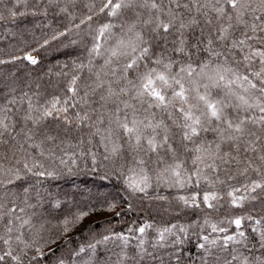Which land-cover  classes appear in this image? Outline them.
Returning <instances> with one entry per match:
<instances>
[{
    "label": "snow or ice",
    "instance_id": "6c2138e0",
    "mask_svg": "<svg viewBox=\"0 0 264 264\" xmlns=\"http://www.w3.org/2000/svg\"><path fill=\"white\" fill-rule=\"evenodd\" d=\"M12 3L9 18L28 15L20 7L29 3L31 15L46 14L60 0ZM89 11L112 19L96 29L88 63L74 64L80 74L63 73L68 79L60 93L41 98L38 91L24 92L0 103V264H33L43 256L39 247L29 256L35 242L26 235L37 225L27 214L35 206L28 201L39 203L43 194L36 184L42 179L55 178L62 169L71 173L80 160L85 167L89 162L110 167L132 194L208 210L206 215L226 206L264 205V0H100ZM113 20L121 21L118 29ZM95 58L102 62L98 70ZM23 59L38 62L31 54ZM84 69L89 75L82 79ZM153 110H159V119ZM209 131L216 138L202 141L201 133ZM150 172L176 194H155ZM87 215L65 218L61 234ZM226 222L236 231L227 234L222 219L210 227L225 235L201 237L199 247L206 252L209 245L219 247L209 253L212 264H264V227H257L264 216L234 215ZM151 227L136 231L143 236ZM173 228L177 225L159 231V241L166 233L175 235ZM110 239L126 245L129 238L104 235L81 246L77 264H99L97 246ZM250 239L255 243H245ZM105 262L124 264L116 252Z\"/></svg>",
    "mask_w": 264,
    "mask_h": 264
},
{
    "label": "trees",
    "instance_id": "16d2710c",
    "mask_svg": "<svg viewBox=\"0 0 264 264\" xmlns=\"http://www.w3.org/2000/svg\"><path fill=\"white\" fill-rule=\"evenodd\" d=\"M99 3L100 0H60L46 14L41 12L38 15L30 14L32 9L29 3L28 6L20 7V11H26L28 15L9 18L7 8L14 5L12 0H5V4L0 6V13L5 16L0 20V103L5 97L20 96L24 92L31 94L38 91L41 98L60 93L68 77L74 73L80 74L74 64L88 63V50L94 43L96 29L101 23L112 19L89 11L93 5L98 8ZM65 7L67 11L61 12L60 8ZM90 15L92 20L87 19ZM113 23L118 29L121 21L113 20ZM117 29L113 31L117 32ZM25 54H31L38 62L33 65L24 60ZM101 63L99 58L93 59L94 70H98ZM65 72L68 77L63 75ZM88 75L87 69H84L82 79ZM153 111L159 119V110ZM145 115L152 119L150 114H141L139 118L144 119ZM215 138L211 131L202 132L200 136L204 142H211ZM68 155L71 156V152ZM182 158H187V154H183ZM79 164V167L72 168L71 173L62 169L55 178L42 179L36 184L43 194L39 203L36 198L28 201L35 206L26 209L27 214L37 225L26 235V239L35 242L33 249L29 250V256L34 254L37 247L43 252V256L38 257L33 264H57L61 258L64 264H77L75 251L81 246L95 243L104 235L115 234L127 236V244L110 239L106 244L98 245L94 258L95 255L100 256L99 264H106L105 257L112 256L113 252L120 254L124 264H212L209 253L219 251V247L212 248L209 245L207 252L199 247V244L204 243L201 239L204 235H208L209 240L225 235L212 232V223L219 224L222 219L225 220L221 226L228 228L227 234H232L236 230L234 226L229 228L226 222L232 216L249 213L255 218L264 216V205L259 201L248 203L242 209L226 206L219 213L206 215L208 210L182 208L174 201L169 204L144 197L141 193L132 194L125 186V178L113 175L110 167H100L99 164L93 167L90 162L85 167L84 160H80ZM188 167H192L190 160ZM127 175L132 176L133 173ZM149 175L152 176L155 194L170 198L176 194V190L169 188L163 181L157 182L154 173L150 172ZM153 195V189L150 188L149 197ZM112 203L116 204L115 209L107 211L108 205ZM81 212H88V215L70 231L61 234L63 220L71 219L74 213ZM205 219L208 224L204 223ZM40 224H43V228L39 227ZM145 224H151L152 227L147 228L141 236L136 229ZM172 225H177V228L172 229L175 235L166 233V239L159 241L158 232ZM180 226L185 228L184 233L179 232ZM257 227H264V223ZM246 234L250 237L253 235L251 227L246 228ZM51 240L55 243H48ZM245 243L255 241L250 239ZM232 247L243 250L240 245L233 244Z\"/></svg>",
    "mask_w": 264,
    "mask_h": 264
}]
</instances>
